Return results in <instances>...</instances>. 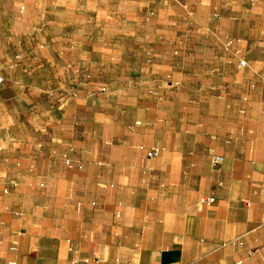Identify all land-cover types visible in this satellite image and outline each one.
<instances>
[{
	"label": "crops",
	"instance_id": "obj_1",
	"mask_svg": "<svg viewBox=\"0 0 264 264\" xmlns=\"http://www.w3.org/2000/svg\"><path fill=\"white\" fill-rule=\"evenodd\" d=\"M0 76V264H264V0H0Z\"/></svg>",
	"mask_w": 264,
	"mask_h": 264
},
{
	"label": "built area",
	"instance_id": "obj_2",
	"mask_svg": "<svg viewBox=\"0 0 264 264\" xmlns=\"http://www.w3.org/2000/svg\"><path fill=\"white\" fill-rule=\"evenodd\" d=\"M239 64H240L241 66H244V65H245V60L241 59L240 62H239ZM1 81H2V78H1V76H0V82H1ZM159 152H160V148H158V147H151V148H149V149L146 151V155H147L148 158H150V157H153V156L158 155ZM220 159H221V158H220L219 156H215V157H214V162L217 163V162L220 161ZM67 162L69 163L68 160H67ZM200 201H202V202H206V203H212V202L214 201V198H213V197H201V198H200Z\"/></svg>",
	"mask_w": 264,
	"mask_h": 264
}]
</instances>
